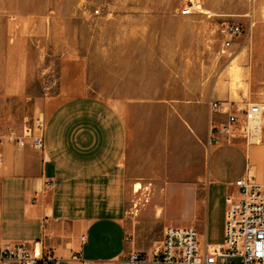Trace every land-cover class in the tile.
I'll return each instance as SVG.
<instances>
[{"label":"rangeland","instance_id":"obj_1","mask_svg":"<svg viewBox=\"0 0 264 264\" xmlns=\"http://www.w3.org/2000/svg\"><path fill=\"white\" fill-rule=\"evenodd\" d=\"M188 1L0 0V128L39 114L63 60L81 58L90 92L120 103L132 127L143 128L139 206L149 197L174 224L184 200L163 185L190 168L201 196L214 120L208 100L264 108V0H193L191 13H180ZM231 23L240 31L224 47Z\"/></svg>","mask_w":264,"mask_h":264},{"label":"crops","instance_id":"obj_2","mask_svg":"<svg viewBox=\"0 0 264 264\" xmlns=\"http://www.w3.org/2000/svg\"><path fill=\"white\" fill-rule=\"evenodd\" d=\"M55 80L39 105L43 147H0V245L49 250L56 264H120L129 251H150L170 223L149 197L139 206L144 188H132L136 181L145 185L143 128L139 134L132 127L120 103L90 92L81 58L64 59ZM263 132L264 125L258 140L230 142L210 141L208 132L197 177L201 196L194 195L197 174L190 168L182 180L163 185L179 188L184 200L174 224L194 225L205 245L223 240L225 195L236 194L234 181L250 173L264 187ZM155 226L156 233H146Z\"/></svg>","mask_w":264,"mask_h":264},{"label":"built area","instance_id":"obj_3","mask_svg":"<svg viewBox=\"0 0 264 264\" xmlns=\"http://www.w3.org/2000/svg\"><path fill=\"white\" fill-rule=\"evenodd\" d=\"M194 6V1L189 0L180 13L189 14ZM228 31L229 37L222 41L224 47L231 44L240 27L231 23ZM208 104L214 115L210 141L230 142L237 136L258 140L264 125V108L259 102L239 106L232 100L210 99ZM43 129L42 113L25 119L19 129L0 128V147L9 143L41 149ZM234 184L236 194L225 195L221 242L205 245L199 241L194 225L169 224L163 227L160 240L150 251H129L120 258V264H264V187L250 173L238 177ZM0 264H56V258L49 250L35 252L25 242L4 241L0 245Z\"/></svg>","mask_w":264,"mask_h":264},{"label":"bare ground","instance_id":"obj_4","mask_svg":"<svg viewBox=\"0 0 264 264\" xmlns=\"http://www.w3.org/2000/svg\"><path fill=\"white\" fill-rule=\"evenodd\" d=\"M229 71L231 72V73H237V71H238V69H237V67H235V66H231L230 67V69H229ZM261 105V104H260ZM261 107H263V105H261ZM257 128V127H256ZM142 186H143V184L140 182V181H136L134 184H133V186H132V188H133V190H134V192H139V190L142 188Z\"/></svg>","mask_w":264,"mask_h":264}]
</instances>
